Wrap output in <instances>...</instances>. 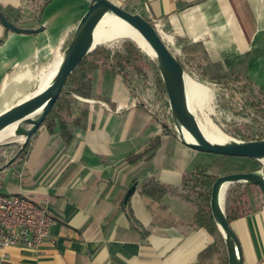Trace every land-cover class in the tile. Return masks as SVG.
<instances>
[{
	"label": "crops",
	"instance_id": "crops-1",
	"mask_svg": "<svg viewBox=\"0 0 264 264\" xmlns=\"http://www.w3.org/2000/svg\"><path fill=\"white\" fill-rule=\"evenodd\" d=\"M109 1L159 25L169 47L199 56L204 69L216 65L224 75L245 65L246 77L264 92V0ZM90 2L0 0L16 26L43 27L23 34L0 22V113L40 88ZM129 88L119 72L95 70L91 98H78L89 109L73 140L42 126L25 160L0 172V193L26 196L54 220L41 250L0 249V264H221L215 255L201 260L215 239L194 228L193 209L170 194L154 200L143 185L180 188L188 172L220 174L226 158L182 143L162 94L157 110ZM231 227L243 264H264V204Z\"/></svg>",
	"mask_w": 264,
	"mask_h": 264
},
{
	"label": "water",
	"instance_id": "water-1",
	"mask_svg": "<svg viewBox=\"0 0 264 264\" xmlns=\"http://www.w3.org/2000/svg\"><path fill=\"white\" fill-rule=\"evenodd\" d=\"M110 14L135 29L152 49L153 59L157 64L167 93L174 128L182 143L202 153L223 157L250 158L262 165L261 170L258 171L237 172L220 176L215 181L211 193V213L224 239L228 264H243L240 241L225 214V196L230 186L237 183L257 186L264 193V139L243 141L231 138L226 143L213 142L208 139L201 128L196 113L190 108L186 82L188 75L156 26L140 14L126 11L109 0H91L88 10L61 55V63L51 81L31 96L0 113V133L13 127V134L10 137L24 139L20 150L10 163L19 156L40 130L60 97L70 75L88 55L103 44L97 41L95 32L101 20ZM0 22L7 30L13 32L37 34L43 31V27L38 29L20 28L13 24L1 10ZM121 39L132 41L150 57L147 48L136 43L134 39L129 36ZM18 143L20 142L13 140L0 143V147H12ZM135 190L136 186H133L128 191L126 201L134 194Z\"/></svg>",
	"mask_w": 264,
	"mask_h": 264
},
{
	"label": "trees",
	"instance_id": "trees-1",
	"mask_svg": "<svg viewBox=\"0 0 264 264\" xmlns=\"http://www.w3.org/2000/svg\"><path fill=\"white\" fill-rule=\"evenodd\" d=\"M50 1L52 0H46V3ZM129 12L134 13L132 11ZM144 18L148 20L146 17ZM149 22L152 23L151 21ZM152 24L155 25L154 23ZM2 41L3 40H1V42ZM140 57L142 59L143 55H141L140 52L131 45H128L125 52H114L111 49L106 48L103 44L99 45L70 75L60 97L49 115L46 117L42 126L47 128L51 134L58 132L63 140L69 144L78 131L83 127V115H86L89 109V105L80 101L78 98H91L94 72L95 70L101 68L119 72L124 81L130 87L129 89L131 90L130 92L132 96L134 98H138L140 102H143L142 100L144 99L148 100L147 97L140 96V94L143 93V89L140 84L145 86L153 85L158 91L157 95L162 94V96H164L167 100L168 98L164 84L155 60H150L152 63L151 65H153L155 70V79L154 81H149L151 80L150 75L146 71V68L140 65ZM175 57L184 67L187 75H189L190 72L187 69L186 64L178 56ZM209 66L210 67L205 69V71L211 69L210 74L212 75V79L214 81L221 82L224 80L228 83L226 86L228 99H220L221 104L223 106L226 105V107H232L234 109V113H245L251 121L264 123V92L257 88L246 77V66L244 65L241 68H235L228 74L224 75L219 71L216 65ZM240 94L250 95V99L246 105L241 104V99L239 98ZM237 107H240L239 111H237ZM79 110L83 111L81 116L76 115ZM168 116L171 120L172 126L174 127L169 107ZM9 141H11V139L6 142ZM29 146L30 145L28 144V146L11 163L10 161L20 150L21 143L16 144L14 147H0V172L9 167L19 165L20 161H24L28 153ZM224 158H226L227 162L224 167V171L220 174L209 175L205 169L200 168L193 172L186 173L183 177V182L180 188L168 187L158 182L150 181L149 183L143 185V192L150 194L154 200H160V198L165 194H170L172 197L177 198L179 201L192 208L194 212V228L206 229L215 239L214 244L200 255L201 260L215 255L221 261V264H228L226 245L211 213L210 200L212 188L215 181L220 176L227 174L228 171H235L234 169L231 170L229 168L239 164L236 161L237 159H240L241 163L240 165H237L240 166V170H237L236 172L258 171L260 170V164L258 161L250 158ZM250 189H254L257 193L255 197V202L257 204L256 207L252 205L253 202L249 197L248 190ZM258 191L260 194H258ZM263 204L264 193L259 187L245 183H237L230 186L225 196V214L229 224L231 225L233 221L251 214L256 208H260Z\"/></svg>",
	"mask_w": 264,
	"mask_h": 264
},
{
	"label": "rangeland",
	"instance_id": "rangeland-1",
	"mask_svg": "<svg viewBox=\"0 0 264 264\" xmlns=\"http://www.w3.org/2000/svg\"><path fill=\"white\" fill-rule=\"evenodd\" d=\"M103 45L111 49L114 52H125L128 45H131L135 47L141 55H143V58L140 57V65L144 66L146 68V71L150 75L149 81H154L155 77V70L153 65H151L150 60H154L153 58L149 57L147 54L142 52L135 43L129 40H123L120 37L112 38L111 40L103 43ZM175 56H179L182 58L183 62L186 64L187 69L189 70V80L198 84L203 85L207 87L210 92H212V100L210 107L206 104L205 101L200 100V102H195V113L197 115V118L202 124L205 123L206 117H209L227 136L234 138L236 140H243L248 139L249 140H260L264 139V123L263 122H254L251 121L245 113L238 114L234 113V109L231 107L223 106L220 102V99H228V95L226 94V86L228 85L227 82L222 80L221 82L214 81L212 79L211 69H208L205 71V69L202 66V60L199 58V56H190L186 55L182 52L180 49H176V47L173 45L170 46ZM178 52V53H177ZM152 83V82H150ZM230 85V84H229ZM140 86L143 89V93L140 94L141 97H150V100L152 101V105H155L156 109L158 110V107H160L161 102H155L154 100L157 99V89L153 85L145 86L143 84H140ZM141 90V89H140ZM38 90H36L37 92ZM167 95V93H166ZM168 98V97H167ZM241 100L242 105H246L247 102L250 99L249 94H240L239 97ZM158 104V105H157ZM240 107H237V111H239ZM170 110V109H169ZM170 119V118H169ZM243 138V139H242ZM16 141L22 143L24 141L23 138L17 137L12 138L11 141ZM245 141V140H243ZM14 147V146H13ZM260 164V163H259ZM234 170H240V166L234 165L230 167ZM250 168V166H249ZM262 168V165L260 164V170ZM249 191V197L251 201L253 202V206L256 207L255 197H256V191L254 189H250ZM258 194L259 191H258Z\"/></svg>",
	"mask_w": 264,
	"mask_h": 264
},
{
	"label": "built area",
	"instance_id": "built-area-1",
	"mask_svg": "<svg viewBox=\"0 0 264 264\" xmlns=\"http://www.w3.org/2000/svg\"><path fill=\"white\" fill-rule=\"evenodd\" d=\"M155 26L163 37L162 29ZM53 222L45 206L23 195L0 193V249L41 250Z\"/></svg>",
	"mask_w": 264,
	"mask_h": 264
},
{
	"label": "bare ground",
	"instance_id": "bare-ground-1",
	"mask_svg": "<svg viewBox=\"0 0 264 264\" xmlns=\"http://www.w3.org/2000/svg\"><path fill=\"white\" fill-rule=\"evenodd\" d=\"M95 36L97 38V41L100 43H105L112 38L116 37H130L136 41L139 45L146 47L148 50V54L151 58H154V53L152 49L148 46V44L144 41V39L140 36V34L133 29L131 26H129L125 21L121 20L120 18L110 14L105 16L99 25L97 26ZM62 57L60 56L55 63L50 68L49 72L43 79L40 89L45 87L53 78L55 75L59 64L61 63ZM187 82V91L189 94V104L191 110L195 113V102L200 100L205 101L206 104L210 107L212 100V92L210 90L203 86L198 85L192 81L189 80V77L186 78ZM201 125V128L208 139H210L213 142L218 143H226L231 140V137L227 136L209 117H206L205 123L203 122ZM13 134V127L3 131L0 133V143L6 142L9 139H12L10 135ZM9 137V138H8ZM189 138V137H188ZM264 162V160H263Z\"/></svg>",
	"mask_w": 264,
	"mask_h": 264
}]
</instances>
